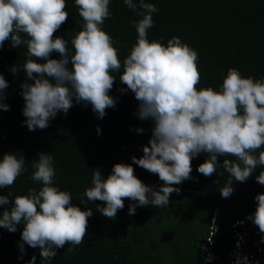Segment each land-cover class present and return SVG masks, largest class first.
Listing matches in <instances>:
<instances>
[{
    "label": "clouds",
    "instance_id": "9594fccd",
    "mask_svg": "<svg viewBox=\"0 0 264 264\" xmlns=\"http://www.w3.org/2000/svg\"><path fill=\"white\" fill-rule=\"evenodd\" d=\"M109 4L110 0H75L83 25L71 40L74 52L70 53L66 39L54 38L68 19L66 0H0V48L7 40L13 48L27 47L28 59L23 65L27 81L21 85L25 101L22 114L26 117L23 123L29 131L46 129L58 112L66 114L74 102L91 104L93 112L102 119L106 109L116 105L109 95L117 79L112 73L123 67L119 80L139 102L136 115L142 121L154 122L152 137L142 149L143 156H133L132 162L158 175L163 184L159 190L147 186L135 176L131 164L117 163L106 179L96 169L92 186L83 196L91 202H104L105 206L98 205L96 211L110 220H115L118 210L124 208L125 199L136 202L129 205V215H135L138 206L167 207L170 195L180 192L173 185L192 179V159L207 153L208 159L197 171L210 177L218 167L223 168L229 179L220 195L229 198L234 180L246 182L258 166L264 168V150H260L264 148V79L245 78L239 70L230 68L219 91L211 87L198 90V53L179 37L169 39L167 46L149 42L148 29L154 25L152 14L158 9L145 0H138V4L124 0L129 9L143 18L135 23L138 38L122 65L112 37L101 27L111 16ZM53 52L59 54V59L50 58ZM10 71L17 74L19 69L13 65ZM8 87L0 74V109L4 111L9 110L4 103ZM97 132L100 133L99 126ZM219 156L225 157L222 164H218ZM38 157L31 162L34 171L30 179L42 187L39 191L29 189L27 195H14L12 191L0 195V205H9L10 198L14 202L10 210L5 209L0 215V228L15 232L17 225L23 223L19 245L22 254L25 243L39 247L44 264L65 244L71 246L68 251L84 244L88 218L93 212L91 208L81 210L72 203L69 192L53 186L54 157L43 152ZM27 170L23 155L17 158L4 154L0 161V188H11ZM256 181L264 185V170ZM255 200V213L247 219L264 233V193ZM35 259L33 256L29 264H35Z\"/></svg>",
    "mask_w": 264,
    "mask_h": 264
},
{
    "label": "trees",
    "instance_id": "16d2710c",
    "mask_svg": "<svg viewBox=\"0 0 264 264\" xmlns=\"http://www.w3.org/2000/svg\"><path fill=\"white\" fill-rule=\"evenodd\" d=\"M134 2L138 4V0ZM145 2L158 9L152 14L154 25L148 29L149 42L158 41L167 46L169 39L179 37L198 53V90L211 87L219 91L230 68L239 70L245 78L264 79V0ZM66 4L67 22L54 38L66 39L69 52L73 53L71 40L82 30L83 19L75 0H66ZM109 11L111 16L101 27L112 37L123 65L138 38L135 23L143 17L129 9L124 0H110ZM26 53V45L13 48L10 40L0 48V74L9 84L4 100L9 110L0 109V161L4 154H14L17 158L23 155L28 169L11 188H0V195L10 191L14 195H27L31 188L39 191L42 184L30 179L34 171L31 162L38 160V153L43 152L54 157L53 186L69 192L72 203L81 210L91 208L93 212L88 218L84 244L73 251H68L71 246L65 244L44 264H225L239 236L249 239L256 230L264 235L247 219L255 213L258 203L255 197L264 193V185L256 181L264 168L258 166L246 182L234 180L232 195L222 198L220 189L227 183L229 174L221 167L210 177L197 171L208 159L207 153L192 159V179L173 185L180 192L170 195L167 207L138 206L135 215H129V205L136 202L125 199L124 208L118 210L115 220L96 211L98 205L105 206L104 202H91L83 196L92 186L96 169L106 179L115 164H131L135 176L145 185L159 190L163 184L158 175L135 165L131 159L143 156L142 149L152 137L154 122L142 121L136 115L139 102L119 80L122 67L120 72L112 73L117 79L109 95L116 105L106 109L102 119L93 112L91 104L74 102L66 114L58 112L46 129L29 131L23 123L25 101L21 95V85L27 81L23 71L28 59ZM50 58L59 59V54L53 52ZM13 65L19 69L17 74L10 71ZM121 88L125 91L121 92ZM137 128L144 131L137 132ZM255 154L258 156L259 150ZM228 158L235 160V157ZM224 159L219 156L218 164ZM13 203L10 198L9 205H0V215L5 209L10 210ZM23 227V223L17 225L15 232L0 228V264H29L33 256L35 264H43L39 247L32 248L25 243L22 254L19 245ZM245 248L253 254L254 264H264V255L257 253L252 244Z\"/></svg>",
    "mask_w": 264,
    "mask_h": 264
},
{
    "label": "built area",
    "instance_id": "2783aa9c",
    "mask_svg": "<svg viewBox=\"0 0 264 264\" xmlns=\"http://www.w3.org/2000/svg\"><path fill=\"white\" fill-rule=\"evenodd\" d=\"M242 224V222H240ZM252 244L257 253L264 255V235L260 234L257 230L251 238L239 236L231 251L230 260L225 264H254L253 254H249L245 249V245ZM244 248V250H243ZM209 256V251L206 250V257ZM245 258H247L245 260Z\"/></svg>",
    "mask_w": 264,
    "mask_h": 264
},
{
    "label": "rangeland",
    "instance_id": "374dc122",
    "mask_svg": "<svg viewBox=\"0 0 264 264\" xmlns=\"http://www.w3.org/2000/svg\"><path fill=\"white\" fill-rule=\"evenodd\" d=\"M246 249V248H245ZM243 250H244V248H243Z\"/></svg>",
    "mask_w": 264,
    "mask_h": 264
}]
</instances>
